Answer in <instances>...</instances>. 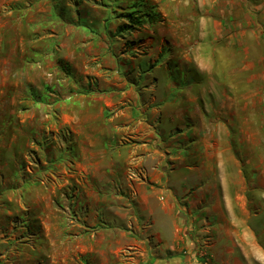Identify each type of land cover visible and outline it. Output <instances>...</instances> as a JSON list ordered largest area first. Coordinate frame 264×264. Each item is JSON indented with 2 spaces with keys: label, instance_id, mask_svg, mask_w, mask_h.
Instances as JSON below:
<instances>
[{
  "label": "crops",
  "instance_id": "crops-1",
  "mask_svg": "<svg viewBox=\"0 0 264 264\" xmlns=\"http://www.w3.org/2000/svg\"><path fill=\"white\" fill-rule=\"evenodd\" d=\"M190 1L193 0L183 3ZM209 3L212 7L217 0H208ZM9 5L10 10L0 14V46L8 42L10 27L16 57L30 68L37 61L60 66L62 96L74 95L80 102L74 116L72 109H59L65 120L60 122L72 131L70 140L76 147L71 158L81 167L73 173L81 177L89 175L90 170H82V162L88 161L99 146L102 150L98 148L97 153L111 154L116 162L147 164L144 182L134 188L130 182L125 185L121 181V189H117L118 182L113 186L115 192L122 190L123 194L132 195L135 207L146 219L152 217L150 221L155 228L151 247L137 243L125 230L132 224L128 212L126 217L122 212L124 208H132L128 200L127 206L125 203L106 206L104 215H100L97 206L83 196L84 193L92 196V184L86 182L83 188L75 187L69 193L71 196L64 197V208L68 211L73 208V216L29 219L28 224L34 228L27 238L29 249L27 252H19L18 247L12 246L9 251L1 249L0 264H99L96 252L106 263L114 264L119 251L128 252L132 264H198L191 259L196 238L208 230L200 227L205 221L211 223L212 233L218 234L212 245L220 244L219 252H227V258L234 257L231 262L223 258L221 264H242L237 253L231 254L236 248L243 258L264 260V243L259 238L262 231L257 230L252 220L263 209L261 203L259 206L247 198L239 165L228 171L219 159L217 172L204 171L212 157L198 155L195 160L202 163L199 165L202 177L209 178L206 191L194 190L191 194L180 187L183 181L190 180L196 168L183 165L180 163L183 156L175 155L176 148L182 147L174 143L175 138L185 130L167 135L177 126H187L185 134L189 130L194 133L192 117L182 110L178 99L183 91L194 90L206 75L197 69L195 58L184 61L174 56L179 47L171 35L175 29L172 18L179 16L178 6L169 0H138L135 4L132 0H0L1 8ZM61 6L66 9L61 10ZM133 6L142 10L135 12ZM213 18L209 20L217 31L218 20ZM37 21L43 24L38 29L34 26ZM221 25L224 28V20ZM203 30L206 32V27ZM52 39L57 42L51 47L48 45ZM38 48L42 56L35 59L32 52ZM184 62L187 68L196 67L198 73L192 74L186 67L183 71ZM29 78L32 77L28 75ZM129 145L131 148H127ZM194 145L197 144L192 140L187 147L194 150ZM166 154L173 162L166 161ZM90 172L98 179L126 178L124 171L118 173L115 169ZM213 180L219 184L215 185ZM113 198L116 202L124 200L119 194ZM83 209L93 215L83 216ZM134 224L140 227L142 222L136 218ZM211 250L210 253L215 251ZM4 252H10V260L5 259Z\"/></svg>",
  "mask_w": 264,
  "mask_h": 264
},
{
  "label": "rangeland",
  "instance_id": "rangeland-1",
  "mask_svg": "<svg viewBox=\"0 0 264 264\" xmlns=\"http://www.w3.org/2000/svg\"><path fill=\"white\" fill-rule=\"evenodd\" d=\"M202 1L183 3V0H169L179 9V16L172 18L175 29L171 35L179 47L174 56L184 61L195 58L197 69L206 78L194 90L183 91V96L178 99L182 110L192 117L194 133L189 130V134H192H185L187 126H177L170 129L167 137L185 130L179 137L175 136L174 143L182 146L181 150L176 148L175 155L183 156L180 163L194 166L196 170L190 180L186 179L180 185L181 189L185 188L184 192L192 194L194 190L196 193L206 191L209 178L202 177V165L199 166L202 163L195 160L198 155L212 157L204 171L217 172L220 168L219 159L225 163L228 171L236 165L241 167L247 198L261 203L263 209L252 220L257 230L260 228L262 231L259 238L264 243V0H217L212 7L209 6L211 3L207 4L208 0ZM137 2L132 0L134 4ZM135 8L132 7L135 12L142 10L141 7ZM9 10L10 5L9 8L0 7V14ZM209 17L218 20L217 31L212 28L214 23ZM223 20L224 28L220 27ZM42 25L39 21L34 24L36 29ZM209 26L211 31H208ZM7 30L9 40L0 46V250L9 251L12 246L18 247L19 252H27V238L34 230L27 221L33 217L73 216V208L70 211L64 208V197L68 198L75 187L83 188L86 182L92 184V196H86L85 193L83 196L97 206L96 211L100 215H104L106 206H122L128 200L132 208L121 210L125 217L128 212L132 220V224L125 228L127 235L136 239L137 243L151 247L155 228L150 221L152 217L147 216L146 219V215L135 207L136 200L132 195L123 194L122 190L119 191L121 193L115 192L113 186V183L118 182L117 189H121V181L125 185L130 182L134 188L141 181L144 182L147 179V164L128 160L116 162L111 154L97 153L98 148H101L99 146L88 161L82 162V170L115 169L118 173L124 171L126 178L98 179L97 176H91L90 171L89 175L83 177L74 174L73 171L81 170V167L71 158L75 152L70 140L72 131L63 126L65 120L59 115V109H72L71 115L74 116V109L80 104L77 103L78 97L62 96L60 66H47L37 61L32 69L22 63L12 48L10 27ZM52 40L48 46L52 47L57 42ZM39 50L32 52L35 59L42 56ZM184 65L185 62L181 67L183 71L186 70ZM196 67H190L193 70L186 68L190 73L197 74ZM62 70L66 71L64 68ZM28 75L32 77L29 80ZM128 139L134 141L131 137ZM192 140L197 144L194 150L187 147ZM168 156L166 154L164 157L171 162ZM214 183L219 184L217 181ZM116 194L124 200L116 202L113 198ZM124 205L127 206L126 203ZM110 209L107 214H110ZM88 215L93 214L83 209V216ZM136 218L146 224L136 226ZM201 226L208 230L199 234L201 237L197 234L199 238H196L195 255L191 261L221 264L226 258V261L229 259L231 262L233 256L227 258V252L218 251L221 249L220 244L216 247L212 245L218 234L217 231L212 233L211 223L205 221ZM211 249L215 250L211 252L214 257L210 253ZM124 252L119 251L114 264H132V260L127 258L128 252ZM235 253L240 256L242 264H264L263 259L243 258L238 248L231 252ZM96 254L99 264H110L99 252ZM3 255L10 260V252H4Z\"/></svg>",
  "mask_w": 264,
  "mask_h": 264
}]
</instances>
